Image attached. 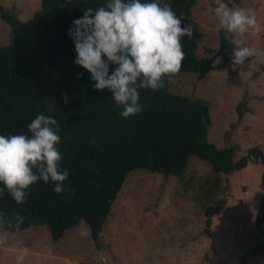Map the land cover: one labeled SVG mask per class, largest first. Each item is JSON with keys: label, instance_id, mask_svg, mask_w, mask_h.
I'll list each match as a JSON object with an SVG mask.
<instances>
[{"label": "trees", "instance_id": "obj_1", "mask_svg": "<svg viewBox=\"0 0 264 264\" xmlns=\"http://www.w3.org/2000/svg\"><path fill=\"white\" fill-rule=\"evenodd\" d=\"M106 2L41 0L40 10L28 22L0 5V18L14 33L13 43L0 47V135H30L28 125L38 114L52 116L60 126V168L69 173L64 193L54 191V182L38 181L30 186L31 194L23 204H16L7 193L0 197V212L13 225H5L2 230L14 233L45 226L57 243L85 223L91 240L99 247L114 203L133 171L182 178L193 158L226 176L254 162L264 166L260 147L238 156L233 149L222 150L209 142V106L200 99L172 93L169 82L174 75L164 78L165 86L159 91L140 90V103L144 105L141 113L127 119L119 115L122 109L116 106L112 94L107 89L96 90L91 74L74 63L77 53L68 35L72 22L86 9L95 10ZM167 2L181 18V27L192 26L191 38L181 37L185 53L181 72L202 80L212 71H224L232 65V54L215 64L233 48L225 31L220 33L219 51L206 60L198 59V34L191 16L199 0ZM224 2L229 4V0ZM116 67L110 64L109 74ZM62 93L67 94L66 104ZM246 104L243 100L237 108L239 120L244 117L242 108ZM4 187L0 183V188ZM261 188L258 226L264 224V172ZM225 205V199H219L205 210L207 235L211 236L213 218L223 213ZM17 213L24 218L19 228L15 227ZM263 254L261 242L239 264H249L250 259Z\"/></svg>", "mask_w": 264, "mask_h": 264}, {"label": "rangeland", "instance_id": "obj_2", "mask_svg": "<svg viewBox=\"0 0 264 264\" xmlns=\"http://www.w3.org/2000/svg\"><path fill=\"white\" fill-rule=\"evenodd\" d=\"M5 10L28 22L40 10L41 0H0ZM230 7L255 11L258 30L250 29L244 44L264 52V0H229ZM215 0H199L191 20L198 34L197 57L206 60L220 49ZM12 28L0 18V47L13 43ZM232 51L224 53L218 64ZM174 94L200 99L209 106L208 140L238 156L253 147L264 151V59L250 57L245 66L212 71L205 79L181 72L169 82ZM244 117L239 120L237 108ZM264 166L251 163L229 176L193 158L182 178L136 170L128 175L101 235V245L90 238L82 223L55 243L47 227L20 232L0 229L7 246H0V264H17L22 247L29 252L22 264H239L250 249L264 242V224L258 230L256 215L261 203ZM219 199L226 205L213 218L206 234L205 210ZM264 264V254L249 260Z\"/></svg>", "mask_w": 264, "mask_h": 264}, {"label": "clouds", "instance_id": "obj_3", "mask_svg": "<svg viewBox=\"0 0 264 264\" xmlns=\"http://www.w3.org/2000/svg\"><path fill=\"white\" fill-rule=\"evenodd\" d=\"M213 9L225 38L233 45L232 68L245 66L250 57L264 59V52L246 46L243 38L250 29L258 30L255 11L230 7L224 0H215ZM72 37L77 57L74 63L86 69L95 89H107L114 99L122 118L141 113L140 90L159 91L165 86L164 78L180 73L185 53L181 37L192 36V26L181 27L167 0H107L97 9L88 8L81 18L72 22L68 31ZM106 57V60L103 58ZM110 64L116 65L109 74ZM77 78H80L78 74ZM67 103V94L62 93ZM26 134L0 135V197L5 193L23 204L30 196V186L43 181L54 182V191L64 193L68 171L61 170L63 159L60 126L52 116L38 114L28 125ZM16 214L15 227L23 223ZM12 227L0 212V229ZM0 246H7V235H0ZM29 249L22 247L16 255L22 264Z\"/></svg>", "mask_w": 264, "mask_h": 264}, {"label": "water", "instance_id": "obj_4", "mask_svg": "<svg viewBox=\"0 0 264 264\" xmlns=\"http://www.w3.org/2000/svg\"><path fill=\"white\" fill-rule=\"evenodd\" d=\"M261 226H258V230H260L261 228H260Z\"/></svg>", "mask_w": 264, "mask_h": 264}]
</instances>
